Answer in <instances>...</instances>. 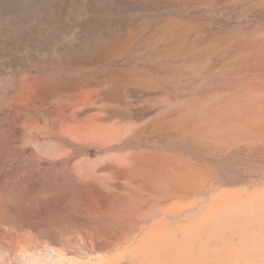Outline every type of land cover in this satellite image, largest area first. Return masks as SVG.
Segmentation results:
<instances>
[{"label": "rangeland", "instance_id": "obj_1", "mask_svg": "<svg viewBox=\"0 0 264 264\" xmlns=\"http://www.w3.org/2000/svg\"><path fill=\"white\" fill-rule=\"evenodd\" d=\"M0 264H264V0H0Z\"/></svg>", "mask_w": 264, "mask_h": 264}]
</instances>
